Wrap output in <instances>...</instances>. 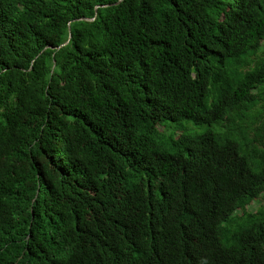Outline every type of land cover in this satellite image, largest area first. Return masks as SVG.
Instances as JSON below:
<instances>
[{"label":"trees","instance_id":"obj_1","mask_svg":"<svg viewBox=\"0 0 264 264\" xmlns=\"http://www.w3.org/2000/svg\"><path fill=\"white\" fill-rule=\"evenodd\" d=\"M264 0H0V264H264Z\"/></svg>","mask_w":264,"mask_h":264},{"label":"rangeland","instance_id":"obj_2","mask_svg":"<svg viewBox=\"0 0 264 264\" xmlns=\"http://www.w3.org/2000/svg\"><path fill=\"white\" fill-rule=\"evenodd\" d=\"M252 205H251V210H255L257 208V206H259L260 204H263L264 205V195L261 197L260 201H252L251 202Z\"/></svg>","mask_w":264,"mask_h":264}]
</instances>
